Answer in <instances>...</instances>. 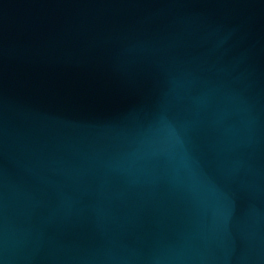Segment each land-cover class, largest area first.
<instances>
[{"label": "water", "instance_id": "1", "mask_svg": "<svg viewBox=\"0 0 264 264\" xmlns=\"http://www.w3.org/2000/svg\"><path fill=\"white\" fill-rule=\"evenodd\" d=\"M0 264H264V0H0Z\"/></svg>", "mask_w": 264, "mask_h": 264}]
</instances>
